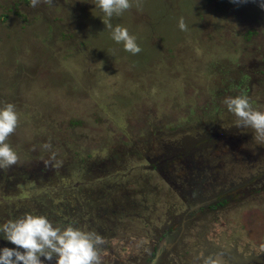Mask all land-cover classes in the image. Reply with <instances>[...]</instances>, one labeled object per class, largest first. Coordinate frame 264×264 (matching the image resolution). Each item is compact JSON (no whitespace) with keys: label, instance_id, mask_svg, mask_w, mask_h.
I'll list each match as a JSON object with an SVG mask.
<instances>
[{"label":"rangeland","instance_id":"1","mask_svg":"<svg viewBox=\"0 0 264 264\" xmlns=\"http://www.w3.org/2000/svg\"><path fill=\"white\" fill-rule=\"evenodd\" d=\"M130 5L110 23L136 37L135 54L89 0H0V102L18 114L0 221L37 209L54 218V205L60 220L95 226L101 264H153L161 235L182 223L177 247L188 252L205 243L264 254V141L233 125L222 102L244 93L264 109V9L255 0ZM171 162L183 180L169 183L162 164ZM195 173L221 202L190 226L183 190Z\"/></svg>","mask_w":264,"mask_h":264},{"label":"clouds","instance_id":"2","mask_svg":"<svg viewBox=\"0 0 264 264\" xmlns=\"http://www.w3.org/2000/svg\"><path fill=\"white\" fill-rule=\"evenodd\" d=\"M36 0H30L34 5ZM103 13L104 26L111 29L113 41L133 54L140 51L136 37L126 27L113 26V15L119 16L130 8V0H89ZM241 3L246 0H234ZM264 9V0H255ZM178 27L185 30L187 25L181 17ZM110 75V74H109ZM223 104L237 119L238 128L248 127L255 138L264 141V109L253 107L249 97L241 93L223 98ZM18 114L11 102H0V169L7 168L17 161V154L7 142L15 131ZM48 147V145H45ZM54 155V153H53ZM0 239L14 247L0 246V264H101L99 248L103 238L92 230L76 227L73 222L55 223L45 214L25 212L21 215L0 221Z\"/></svg>","mask_w":264,"mask_h":264},{"label":"flooded vegetation","instance_id":"3","mask_svg":"<svg viewBox=\"0 0 264 264\" xmlns=\"http://www.w3.org/2000/svg\"><path fill=\"white\" fill-rule=\"evenodd\" d=\"M179 162L182 163L184 162V160L181 158ZM191 163L194 167L200 169L195 165V163ZM162 165L163 168L166 169L168 177L170 178L169 183H175L174 178L175 181H177L178 179H184L183 176H179L174 173L175 166L173 162L169 163V168H167V163ZM187 168H190V166L187 165ZM157 169L160 170V166H157ZM200 170L203 171V169ZM191 177H195L194 179L192 178V186L188 189L183 190L186 197H184V194L181 193V196L184 197L187 205V208L183 212L182 219L186 220L188 223H191L190 226L195 225L196 220L203 218L206 219L209 209L214 212L215 206H217L221 202L217 193L220 190L215 191L216 189H214L212 181L207 182L206 177L199 176L198 173L193 174ZM206 185H211L212 187H205ZM235 185L236 184L231 183L228 188H232ZM204 188L209 189V191L213 190V192L210 194H205L206 191L204 192ZM228 197L229 196L227 194L226 198ZM167 227L168 226H166L165 228ZM183 228H185L184 223L180 224L179 228L170 231L168 229L164 232L163 235H161L160 238L163 239L160 246L161 250L158 248L159 250L157 251V247L155 248L156 251L153 252L152 256L154 257L153 264H264L263 253H260L258 255L247 254V256H245L238 254L235 249L225 250L218 247H212V245L205 243L201 244L200 248L193 250V252H188L186 247L181 249L183 245L178 248L177 241L179 242L182 240ZM153 247L154 245H151L150 249H153ZM149 254H151V252H149ZM190 254L192 256H190Z\"/></svg>","mask_w":264,"mask_h":264},{"label":"trees","instance_id":"4","mask_svg":"<svg viewBox=\"0 0 264 264\" xmlns=\"http://www.w3.org/2000/svg\"><path fill=\"white\" fill-rule=\"evenodd\" d=\"M59 207H60V209H62V210H67L68 208H69V206H65V205H63L62 203H60L59 204ZM54 209H56L55 208V206L54 205H52L51 207H50V212H51V214L52 215H54V216H52V217H54V218H49L50 220H52L53 222H55V223H64V222H68V221H71V222H75V221H73V220H71V219H69V220H63V219H61L60 220V217H62V215H64V213L63 212H59V213H61V216L58 214H54ZM76 209H79V208H76ZM37 213H41L42 214V212L39 210V209H37ZM64 219H66V216H64ZM95 226H93V225H90V224H87V229L88 230H95V228H94ZM0 242H4V243H6V244H9V245H12L10 242H8V241H6V240H3V239H0ZM14 246V245H13ZM151 255L153 256V252H151Z\"/></svg>","mask_w":264,"mask_h":264}]
</instances>
